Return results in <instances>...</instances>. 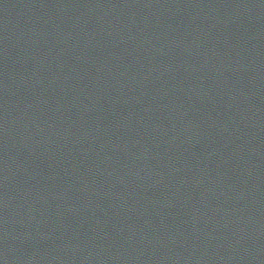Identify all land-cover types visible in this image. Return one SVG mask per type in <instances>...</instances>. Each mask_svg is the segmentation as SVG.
I'll return each mask as SVG.
<instances>
[{
	"label": "water",
	"instance_id": "obj_1",
	"mask_svg": "<svg viewBox=\"0 0 264 264\" xmlns=\"http://www.w3.org/2000/svg\"><path fill=\"white\" fill-rule=\"evenodd\" d=\"M0 264H264V0H0Z\"/></svg>",
	"mask_w": 264,
	"mask_h": 264
}]
</instances>
